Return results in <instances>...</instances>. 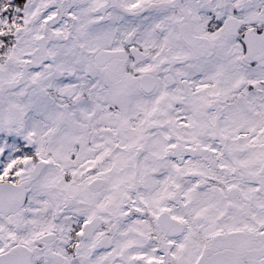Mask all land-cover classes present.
<instances>
[{"label":"snow or ice","instance_id":"6c2138e0","mask_svg":"<svg viewBox=\"0 0 264 264\" xmlns=\"http://www.w3.org/2000/svg\"><path fill=\"white\" fill-rule=\"evenodd\" d=\"M0 264H264V0H0Z\"/></svg>","mask_w":264,"mask_h":264}]
</instances>
